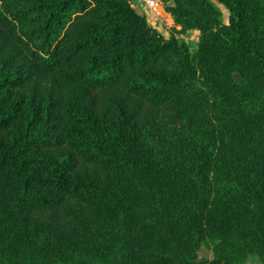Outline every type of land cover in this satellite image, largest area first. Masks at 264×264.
<instances>
[{"label":"trees","instance_id":"1","mask_svg":"<svg viewBox=\"0 0 264 264\" xmlns=\"http://www.w3.org/2000/svg\"><path fill=\"white\" fill-rule=\"evenodd\" d=\"M161 1L0 0V264H264V0Z\"/></svg>","mask_w":264,"mask_h":264},{"label":"rangeland","instance_id":"2","mask_svg":"<svg viewBox=\"0 0 264 264\" xmlns=\"http://www.w3.org/2000/svg\"><path fill=\"white\" fill-rule=\"evenodd\" d=\"M161 1V0H160ZM162 2V1H161ZM163 3V2H162ZM217 7H219L220 9H222L223 11V21L224 23L228 22V13L227 11L224 9V7H222L221 5H219L218 3H216ZM163 7L164 3H163ZM168 14V13H167ZM163 17L165 18V20L167 21L168 26L173 25L171 22L172 19H170V14L169 16L166 15L165 13H163ZM165 21V22H166ZM159 22H157V27L160 28V25L158 24ZM164 25L160 28V31L163 32L164 35H166V38H170L172 35L175 34V37L178 38L180 41H183L188 47H190L191 49L194 48L200 39V32L199 31H186L185 33H178L177 31L180 30V28L176 27L175 25L169 30V33L167 32V25L165 23H163ZM212 257V253L208 248H204L202 249L201 253H200V260H204V259H208ZM246 264H262L261 259L259 257H253L251 259H249L247 261Z\"/></svg>","mask_w":264,"mask_h":264},{"label":"built area","instance_id":"3","mask_svg":"<svg viewBox=\"0 0 264 264\" xmlns=\"http://www.w3.org/2000/svg\"><path fill=\"white\" fill-rule=\"evenodd\" d=\"M129 1L133 5L134 9L140 15L145 16L148 23L164 37L166 35H164L162 31H160V28L164 25L163 23L167 25L166 27L168 33L169 30L174 26V23H172L173 25L168 26L167 21L163 17V13H165L168 16L169 14H167L165 7H163V3L160 0H129ZM169 18L172 19L171 16ZM157 22H159L158 24L160 25V28L157 27ZM171 22L173 21L171 20Z\"/></svg>","mask_w":264,"mask_h":264}]
</instances>
